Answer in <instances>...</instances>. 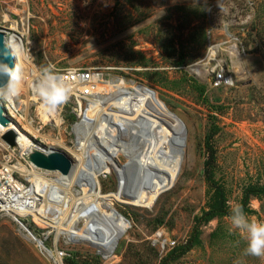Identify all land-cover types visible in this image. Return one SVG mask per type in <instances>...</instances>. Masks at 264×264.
I'll use <instances>...</instances> for the list:
<instances>
[{"label":"rangeland","instance_id":"obj_1","mask_svg":"<svg viewBox=\"0 0 264 264\" xmlns=\"http://www.w3.org/2000/svg\"><path fill=\"white\" fill-rule=\"evenodd\" d=\"M0 29L22 45L15 55L22 89L10 102L26 117L17 124L35 143L82 165L90 184L78 178L72 185L35 165L1 134L0 166H34L32 196L50 211L25 214L26 228L0 211V264H53L41 241L63 264H264L245 253L246 234L230 231L226 213L201 221L199 241L175 255L197 215L218 203L217 187L231 209L246 185H264V0H0ZM48 64L100 74L88 94L72 91L42 118L33 84ZM217 68L226 82L213 83ZM105 112L112 118L104 123ZM210 130L213 157L205 145ZM155 145L169 150L154 163L156 186L133 201V155L144 158ZM15 176L30 184L20 170ZM98 191L128 221L111 253L64 233L73 228L75 198ZM245 212L264 221V193L251 194ZM157 230L174 243L160 244Z\"/></svg>","mask_w":264,"mask_h":264},{"label":"bare ground","instance_id":"obj_2","mask_svg":"<svg viewBox=\"0 0 264 264\" xmlns=\"http://www.w3.org/2000/svg\"><path fill=\"white\" fill-rule=\"evenodd\" d=\"M6 41L8 45L13 48L14 51L19 49V54H22L21 51L22 45L20 39L12 38L11 41H8L6 38ZM150 103L152 105L158 106L154 102H150ZM5 105H6V109L3 108V106L0 103V135L3 134L6 130L12 129L15 132V140L14 142L10 143L11 145L13 146L18 145L20 148L24 147V150L27 153L31 152L34 149L41 150L46 153L51 152L55 149L54 147L53 148L43 147L42 145L35 143L30 138V136L25 131H23L17 124V121H21L22 118L25 119L26 117L25 113L20 111L19 106L15 107L13 102L6 101ZM38 112L40 113V116L42 118L45 115L49 116L51 114L50 112H48V110L45 107H42L41 110L37 111V113ZM108 117L112 118L111 112H109V114L105 112V116H103L104 123ZM113 122L114 121H112V123ZM115 126L116 124L113 123L112 128L110 130L111 133H113V131L115 130ZM21 131L26 133L28 136L23 134ZM85 146L88 147L90 151H92V149L89 147L88 144L85 143ZM168 151H169L168 149L165 150V148L155 145L152 149L148 150L146 156L145 154H143L144 158L140 157L138 154L133 155L134 158L132 161V165L130 167L133 169L135 168V172H133L131 185L129 184L131 190L128 192V194L131 196L133 201L137 202L143 200L155 188L156 185L154 180L155 178L154 163L156 159L164 155H167ZM81 155H83L82 152L81 154H78V157L82 158ZM154 155H156V157ZM95 163H98L99 165H103L101 162L98 161H96ZM17 169L20 170L24 176H27V179L30 183L29 185L24 184L22 179L16 178L15 171ZM33 169L34 166L28 168L20 167L17 165L0 166V211L5 210L7 212H11L12 215L15 216L14 218L18 222L20 228L26 227L23 221L20 219L21 217L23 218L25 214H29V213L32 214L31 211H33L34 215L35 213L43 215L50 211L48 209L50 204L47 206L48 202L42 204L41 206L39 205V207H36L38 206L37 204L40 198H38L37 196H32V194H34V190H33V182L30 177V173L32 172ZM45 169L52 170L53 172L55 171L56 173L59 174L60 178L69 181L70 184L72 185L73 183H76L78 181V178H80V184L82 186L84 185L90 186L88 179H86L87 178L86 170L82 167V165H77L74 164V162H72L71 167L67 172H62L59 169H48V168ZM38 176L40 177V172L38 173ZM36 182H38V180H36ZM144 186L147 187L146 190L143 189ZM35 188H36L35 191L37 192L38 187L35 186ZM40 189H42V187H40ZM73 190L74 189H72V193L79 195L78 191L74 192ZM37 194L40 193L37 192ZM99 196H100V191L95 193L89 192L87 194H83L81 197L75 198L74 203L76 206V210L74 211L71 218L73 223V228L69 230H64V233L70 238L71 237L77 238L78 236L82 237L85 240L94 244L97 248H100L102 252L111 253L115 246V241L128 226V221L111 204V202L106 203L105 199L99 198ZM37 217H40V215ZM41 217L43 218V216ZM80 218H83L85 221V224L82 227L77 226V222L80 220ZM41 244L42 245L40 247L44 248L46 252L52 256L53 264H63L62 258L59 255L54 253L52 249L45 248V245L42 243V241Z\"/></svg>","mask_w":264,"mask_h":264},{"label":"clouds","instance_id":"obj_3","mask_svg":"<svg viewBox=\"0 0 264 264\" xmlns=\"http://www.w3.org/2000/svg\"><path fill=\"white\" fill-rule=\"evenodd\" d=\"M13 54L19 55V49L13 51ZM22 83V67L18 63L14 67H9L7 63L0 61V99L11 101L18 97ZM33 91L48 111H56L70 100L73 88L62 75L58 74L54 65L48 64L43 67L34 82ZM229 219L230 231L236 229L246 234L245 253L264 258V221L250 220L244 206L240 204L231 207Z\"/></svg>","mask_w":264,"mask_h":264},{"label":"water","instance_id":"obj_4","mask_svg":"<svg viewBox=\"0 0 264 264\" xmlns=\"http://www.w3.org/2000/svg\"><path fill=\"white\" fill-rule=\"evenodd\" d=\"M13 48L8 45L5 32L0 29V61L7 63L9 67H14L16 62V56L13 54ZM153 90V89H151ZM181 131L183 132L182 139L185 138V126L183 121L178 117ZM2 138L8 143H12L15 140V132L12 129L6 130L2 134ZM31 161L40 167L48 169H59L62 172H67L72 164L71 158L61 149H54L51 152H44L34 149L29 152Z\"/></svg>","mask_w":264,"mask_h":264},{"label":"trees","instance_id":"obj_5","mask_svg":"<svg viewBox=\"0 0 264 264\" xmlns=\"http://www.w3.org/2000/svg\"><path fill=\"white\" fill-rule=\"evenodd\" d=\"M214 130H210L205 137V145L207 146V149L210 151V155L214 156V148L211 142V137L213 135ZM217 192L219 193V201L217 204L210 206L207 209H204L200 215H197L194 227L192 229V232L190 236L186 239L184 244H182L175 255H179L181 253H184L187 251L192 245H194L196 242L199 241L200 236V227L199 223L201 221H207L212 216H214L217 213H226L230 214V208L226 206L225 200H224V192L221 187H217ZM264 193V185H257V184H248L243 189L242 199L240 205L244 206V210L246 211L248 209L249 204V198L251 194H263ZM67 264H73L71 262H67Z\"/></svg>","mask_w":264,"mask_h":264},{"label":"built area","instance_id":"obj_6","mask_svg":"<svg viewBox=\"0 0 264 264\" xmlns=\"http://www.w3.org/2000/svg\"><path fill=\"white\" fill-rule=\"evenodd\" d=\"M58 74L62 75L65 80L72 86L73 93L78 95L79 92V95L82 96L90 92L91 88L93 87V84L96 83L99 79L100 72L98 70L92 71L89 69L69 68L63 71H59ZM226 75L227 74L225 73V70L223 68L214 69L213 83L221 84L223 82H226ZM153 236L154 239L159 241L162 245L165 243H167L168 245H172L174 243L173 239H170L166 236H162V233L159 230H157Z\"/></svg>","mask_w":264,"mask_h":264}]
</instances>
